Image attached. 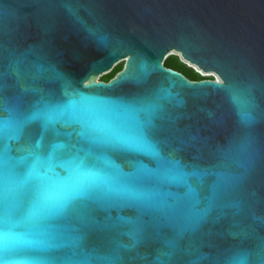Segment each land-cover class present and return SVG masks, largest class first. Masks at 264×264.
Masks as SVG:
<instances>
[{
    "label": "water",
    "instance_id": "obj_1",
    "mask_svg": "<svg viewBox=\"0 0 264 264\" xmlns=\"http://www.w3.org/2000/svg\"><path fill=\"white\" fill-rule=\"evenodd\" d=\"M172 50L215 77L191 79L166 66ZM122 59L109 80L97 78ZM92 101L128 104L130 123L150 121L158 156L102 154L119 172L138 175L161 207L91 201L80 210L89 223L78 243L43 257L264 264V0H0L5 174H26L38 155L41 173L67 179L57 158L65 149L52 146L65 142L57 133L79 125L56 110L79 112ZM37 111L47 118L18 135L9 113ZM164 160L177 162L167 175Z\"/></svg>",
    "mask_w": 264,
    "mask_h": 264
},
{
    "label": "snow or ice",
    "instance_id": "obj_2",
    "mask_svg": "<svg viewBox=\"0 0 264 264\" xmlns=\"http://www.w3.org/2000/svg\"><path fill=\"white\" fill-rule=\"evenodd\" d=\"M153 107L149 104L147 110L151 112ZM129 108L128 104L92 101L79 112L56 110L66 115L67 125H79V129L57 133L65 142L52 146L54 151L65 149L57 158L60 166L69 169L67 179H53L41 173L38 155L23 175H6L0 167V264H65L59 258L48 259L42 254L78 243L77 233L89 223L80 210L91 201L131 204L141 209L161 207L159 194L143 186L138 175L119 172L102 154L105 150H129L158 156L148 139L150 121L130 123L124 117ZM40 118H47L46 111L29 116L9 113V121L15 124L18 135L24 134L32 120ZM5 123L0 111V131ZM82 142L88 146L84 147ZM40 145L38 141L33 150L38 151ZM25 159L21 158V162ZM162 164L166 175L177 167V162L171 160ZM71 264L79 261L73 260Z\"/></svg>",
    "mask_w": 264,
    "mask_h": 264
},
{
    "label": "trees",
    "instance_id": "obj_3",
    "mask_svg": "<svg viewBox=\"0 0 264 264\" xmlns=\"http://www.w3.org/2000/svg\"><path fill=\"white\" fill-rule=\"evenodd\" d=\"M171 57L177 58L178 62L170 59ZM164 64L168 67H172L182 71L191 79H202V78H212V76L202 75L200 72L196 71L193 67L188 66L186 63L182 62L176 55L167 56ZM123 64H116L109 72L103 74L101 79L109 80L112 76L116 74L117 71L123 68Z\"/></svg>",
    "mask_w": 264,
    "mask_h": 264
},
{
    "label": "rangeland",
    "instance_id": "obj_4",
    "mask_svg": "<svg viewBox=\"0 0 264 264\" xmlns=\"http://www.w3.org/2000/svg\"><path fill=\"white\" fill-rule=\"evenodd\" d=\"M166 55H167V56L176 55V56H177L182 62L186 63L188 66L193 67L196 71L202 73V75H205V76H212V78L215 77V74H213V73H211V72H209V71H208V73H204V71H202L201 68H199L198 66H196V64H194V63H192L191 61L185 59V58L181 55V53H180L179 51L172 50V51L168 52ZM170 59L175 60V61L178 62L177 58H175V57H171ZM124 62H125L124 59H122V60L118 61L116 64H124ZM116 64H115V65H116ZM108 72H109V71H108ZM105 73H107V72H105ZM105 73H100V74H98L97 78H101V77L103 76V74H105Z\"/></svg>",
    "mask_w": 264,
    "mask_h": 264
},
{
    "label": "bare ground",
    "instance_id": "obj_5",
    "mask_svg": "<svg viewBox=\"0 0 264 264\" xmlns=\"http://www.w3.org/2000/svg\"><path fill=\"white\" fill-rule=\"evenodd\" d=\"M196 66H198V65H196ZM199 67V66H198ZM200 68V67H199ZM202 70V69H201ZM202 71H204V70H202ZM204 73H208V71H204ZM212 73V72H211ZM213 74H215V73H213Z\"/></svg>",
    "mask_w": 264,
    "mask_h": 264
},
{
    "label": "flooded vegetation",
    "instance_id": "obj_6",
    "mask_svg": "<svg viewBox=\"0 0 264 264\" xmlns=\"http://www.w3.org/2000/svg\"><path fill=\"white\" fill-rule=\"evenodd\" d=\"M124 61H126V60L124 59ZM124 64H125V62H124ZM124 64H123V65H124ZM174 69H175V68H174ZM177 70H178V69H177Z\"/></svg>",
    "mask_w": 264,
    "mask_h": 264
},
{
    "label": "built area",
    "instance_id": "obj_7",
    "mask_svg": "<svg viewBox=\"0 0 264 264\" xmlns=\"http://www.w3.org/2000/svg\"><path fill=\"white\" fill-rule=\"evenodd\" d=\"M202 74V73H201Z\"/></svg>",
    "mask_w": 264,
    "mask_h": 264
}]
</instances>
